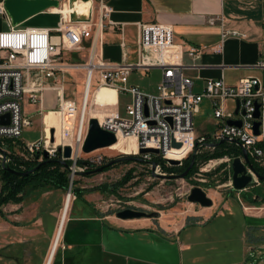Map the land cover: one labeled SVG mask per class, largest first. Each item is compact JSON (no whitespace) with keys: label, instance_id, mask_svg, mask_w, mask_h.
Here are the masks:
<instances>
[{"label":"built area","instance_id":"2783aa9c","mask_svg":"<svg viewBox=\"0 0 264 264\" xmlns=\"http://www.w3.org/2000/svg\"><path fill=\"white\" fill-rule=\"evenodd\" d=\"M6 0H0V18L8 22L9 27L0 32V117L9 114V124L0 123V166L10 168L21 158L27 161H44L47 151L50 159L55 160L58 148L72 147L73 166L77 168V158L86 139L91 117L86 112L90 107L93 83L98 78V88L109 87L117 93L130 96L125 116L118 112L101 111L102 118H96L102 129L112 132L120 140H132L137 150L124 153L120 149H109L125 155L140 156L142 163L149 165L156 173L163 170L168 160L180 161V165L199 148L214 150L222 144L240 149V158L245 163L243 151L251 162L264 163V84L257 77L242 79L237 85L230 86L223 79H208L201 93L193 91V81L184 76V66L179 63L183 50L175 44L172 26L163 23L139 25L137 61L128 63L127 53L124 62L111 63L98 53L104 30L113 23L109 20L112 8L106 0H92L91 14L76 19L75 15L57 13L60 20L56 27L14 26L5 6ZM74 0L60 2L62 8L71 6ZM63 3V4H62ZM53 12V9L49 10ZM97 12V22L95 23ZM94 26L97 31L94 32ZM234 36L238 33L234 32ZM228 36L223 34V39ZM92 38L91 56L86 65L87 82L83 97V107L76 102L65 101L63 97L58 106L62 124H69L66 139L57 143V130L50 133L44 126L43 136L39 141L21 146L16 150L26 129L34 126V119L24 110V104H41L43 92L49 88L63 90L62 86H49L47 82L56 78L59 71L69 70L62 62L63 51L73 52L80 49L84 40ZM121 47L125 50L124 39ZM216 52H222L218 46ZM187 56L193 61L192 67H198L202 51L189 47ZM256 67L264 70V59ZM162 71L161 82L156 94L145 93L138 86L128 84L129 77L135 71ZM34 77V78H33ZM36 77V78H35ZM204 100L211 102L212 116L216 120V130L208 135L196 136L194 121ZM239 102V105L237 104ZM258 106V108H257ZM42 109L38 112L42 114ZM259 112V116L255 114ZM240 122V126L229 122ZM258 126V134L255 125ZM54 130V142L51 131ZM173 141L181 148L173 147ZM128 147V146H126ZM140 149H155L158 155L140 154ZM155 156L162 163L154 167ZM176 156L178 159H172ZM106 157L96 156L90 161L94 167L105 163ZM214 161L211 160V163ZM77 173V171H74ZM69 197L71 192H69Z\"/></svg>","mask_w":264,"mask_h":264},{"label":"crops","instance_id":"0c3cea01","mask_svg":"<svg viewBox=\"0 0 264 264\" xmlns=\"http://www.w3.org/2000/svg\"><path fill=\"white\" fill-rule=\"evenodd\" d=\"M106 2L112 8L109 20L113 25H109L104 30L102 42L98 45V53L106 61L122 63L124 53H127L126 61L135 63L139 25L163 23L172 26L174 30L175 44L183 50L179 63L184 66V76L193 81L195 93L203 91L208 79H223L228 85L235 86L242 79L257 77L264 84V70L256 67L258 61L264 59V0H106ZM64 7L45 13L50 16H57V13L61 12L70 13L72 17L75 15L76 19H82L91 14L92 4L87 0H74L69 8L63 9ZM59 20L55 24L33 27L54 28ZM234 32L238 35L234 36ZM224 33L228 34L225 39L222 37ZM123 39L126 44L125 50L121 47ZM90 41L92 47V38ZM218 46H222V52H216ZM132 47L136 48L135 52H132ZM189 47H196L202 51L201 58L197 62L198 67H192L193 61L186 54ZM78 50L73 52L78 53ZM151 72L152 70L146 74ZM86 82L87 71L81 107H83ZM47 84L62 86L63 90L47 88L42 94L41 104L28 103L30 108L32 106L34 109L31 111L29 108L25 112L33 116L34 125L42 122L43 131L44 126L48 133L51 128H56L57 143H61L62 136L68 139L70 126L61 123L60 115L57 113L58 106L62 97L65 101H72L68 99L76 97L69 92L64 83L56 82L51 85L48 81ZM94 84L98 88L97 77ZM91 92L92 102L86 109L89 116L102 118L101 111H115L122 115V94L110 90H104L100 95H98L99 91L91 90ZM205 101L211 105L209 100H204L203 103ZM25 105L27 103L24 104V110ZM41 109L42 114H39ZM170 158L178 159L176 156ZM52 192L44 193L51 194L41 199L35 215L26 217L19 210L13 217L16 224L15 241L0 247V260L30 264L42 244L45 248L42 257L39 256V260L41 259L39 264H47L59 232L61 224L59 215L63 207V201H57L55 206L59 209L53 212V204H49L46 200L54 194ZM91 195L93 194L86 197ZM96 198L100 199L99 196ZM85 200L86 215L78 218H73L74 209L71 204L68 220L66 217L63 223L65 226L53 261L60 249L62 253L60 264H174L172 261L181 264L184 262L182 254L192 252V244L177 243L173 240L184 233L188 224L180 228H168L163 225L158 226L148 218L122 220L94 205L90 199ZM254 200L256 202L243 205V215L251 221H259L264 218V201H257L256 198ZM24 201L9 204L20 205ZM201 208L191 215L193 220L199 223L218 216L232 218L235 216V211L228 206L226 200L219 205L213 204L212 207ZM0 216L6 223L7 217L3 212ZM53 221V232L48 238L46 226ZM73 221L89 224L91 227L83 229L82 233L76 229L77 232L69 234L70 223ZM261 228L256 224L248 226L251 231H260Z\"/></svg>","mask_w":264,"mask_h":264},{"label":"rangeland","instance_id":"374dc122","mask_svg":"<svg viewBox=\"0 0 264 264\" xmlns=\"http://www.w3.org/2000/svg\"><path fill=\"white\" fill-rule=\"evenodd\" d=\"M59 18V15L50 16L46 13H42L32 17L21 26H47L55 24ZM94 22H97V12ZM8 27V22L0 18V32ZM96 31L97 27L94 26V32ZM90 40L91 37L84 40L78 53L67 51H63L62 53V62L65 63L66 66H69L70 69L76 70L59 71L56 78L49 80V84L51 85L56 82L57 84L64 83L69 92L77 98L68 100L77 102L79 108H81L82 93L86 79L85 68L91 56L92 47ZM135 51L136 48L132 47V52ZM134 57L135 56H133V58ZM161 72L160 69H154L149 74L135 71L129 77V85L138 86L145 93L156 94L157 88L161 82ZM96 88L97 86L94 84L92 90L94 91ZM130 101L129 95H122V116H125V109ZM29 108L30 106L27 103V105H25V111H28ZM33 109L34 107L31 106L30 110L32 111ZM41 118L40 116L39 119ZM194 128L195 135L198 137L211 134L216 130V120L212 116V109L209 102L205 101L200 106V111L195 116ZM42 136L43 124L40 121L33 127L24 131L21 140L15 144L16 150L20 151L22 149L21 146L39 141ZM109 149H120L124 153H128L131 149L137 150V146L132 140H120ZM109 149H100L90 154H85L80 150L77 160L87 162L96 156H103L107 159H115L118 162L114 168L100 174H85L86 168L78 166L77 168L73 167L68 190L53 189L51 191H53L52 193L54 194L46 199L49 204H53V212H57L59 209L58 206H55V203L57 204V201H63V207L59 215L60 217L62 216L66 200L69 197V192H71L70 209L71 204L74 209H72V212H74L72 215L73 218L86 215L85 212L87 209L85 199H90L94 205L101 207V209H104L113 216H116L117 212L124 209H135L150 213L159 212L161 215L160 218L151 219V221L158 226L163 225L168 228H180L188 224L181 236L173 238L177 243L185 242L193 246L192 252L182 254L184 262L181 264H264V218L259 221H251L243 215V205L256 202L254 198H256L257 201H264V182H256L244 192H238L233 189L232 162L235 158L240 156L238 151L239 148L226 144L222 147L219 145L214 150L199 148L196 154L202 157L197 163L196 172L189 178H180L181 174L179 173L181 172L178 169L179 166H171L164 163L163 165L166 167H175L178 171L174 173L170 171L164 172L163 169L159 173H156L155 170L145 163L139 161L127 163L123 161L122 159L131 156ZM217 152H222V155L217 158L213 157ZM211 160L214 162L211 163ZM19 162L22 163L20 167L23 168L25 167L24 163H34L38 161H27L21 158L17 163ZM17 163H15V165H17ZM260 166L264 169V163ZM0 168L2 167L0 166ZM74 171H77V173H74ZM129 172H132V178L127 183L122 184L124 177L127 176ZM171 176H176V178H171ZM2 184L3 180L0 174V190ZM75 185L80 191H83V189H92L94 187H103L104 190L91 193L93 195L89 197H86L89 194H85L83 199L75 201L76 196L73 193ZM109 187H112V189H109ZM194 187H200L205 190L208 197L212 199L214 205H219L222 201L226 200L228 206L235 211V216L233 218L218 216L203 223L194 221L191 215L195 211L198 212L202 209L201 206L192 204L188 201V195ZM47 191L28 187L24 192V203L20 205L9 204L4 208L3 214L7 217L5 219L7 222L4 223L5 221L0 216V247L15 241L14 232L16 229L14 227L16 224L13 221V217L18 211L21 210L20 213L23 212L26 217L35 215V211L38 209L41 199L51 194H44ZM98 196L100 199L96 198ZM73 222L70 223L69 231L66 230L69 234L77 231L82 233L84 232L83 229L85 230L91 227L89 224L84 225L79 222ZM53 223L54 221L46 226L48 238L53 232ZM251 224L260 225L262 228L260 231H251L248 229V226H251ZM76 229L79 230L75 231ZM39 247H41V249L39 248L38 252L35 254L36 257L33 256L30 264H39L41 260H39V256L42 257L43 249L45 248L42 244H40ZM61 255L60 249L55 260L53 261L54 258H52L50 264H60ZM172 263L177 264L175 261H172ZM0 264H20V262L1 259Z\"/></svg>","mask_w":264,"mask_h":264},{"label":"water","instance_id":"95a60500","mask_svg":"<svg viewBox=\"0 0 264 264\" xmlns=\"http://www.w3.org/2000/svg\"><path fill=\"white\" fill-rule=\"evenodd\" d=\"M6 9L8 11L9 16L11 17L12 23L14 26L22 25L24 22L28 21L32 17L48 12L51 9L59 8L60 1L59 0H6L5 2ZM239 105V102L237 103ZM258 108V106H257ZM256 117L259 116V112L255 114ZM10 115H4L0 117L1 124H9ZM230 125L240 126V122L230 121ZM258 126L257 123L255 125V132L258 134ZM52 134V142H54V130L51 131ZM117 143V138L114 133L106 131L101 128L98 119L91 118L89 121L88 132L86 139L82 146V151L85 154H90L100 149H107L112 147ZM173 147L181 148L182 145L173 141ZM58 152L63 155L61 160H52L50 159V155L47 151H44L43 157L44 161L40 163L38 166H44L46 164L59 162L62 165H67V161L72 159V147L65 146L64 148H58ZM140 154L152 153L155 155L159 154L158 150L155 149H140ZM245 163L242 162L240 157H237L232 162V186L235 191L244 192L254 183L262 181L264 182V176L259 174L246 151H243ZM123 160V159H122ZM118 162L115 160L107 164L106 166H111L113 163ZM168 163L171 166H179L181 163L177 160H168ZM86 164V162H85ZM157 163H154V167ZM194 166V160L191 165L186 169V171L180 175V178H185L188 176L190 170ZM8 171L12 173L27 176L29 173H21L10 168H6ZM104 167H100L93 171L85 172V174H100L103 173ZM171 178H176V176H171ZM188 201L192 204L200 205L201 207L208 208L213 206V201L210 197H208L205 190L200 187H194L190 194L188 195ZM159 212H147L135 209H124L116 213V217L122 220H133V219H157L160 218Z\"/></svg>","mask_w":264,"mask_h":264},{"label":"trees","instance_id":"16d2710c","mask_svg":"<svg viewBox=\"0 0 264 264\" xmlns=\"http://www.w3.org/2000/svg\"><path fill=\"white\" fill-rule=\"evenodd\" d=\"M224 146V144L221 145V147ZM241 154L240 149L238 150ZM238 153V152H237ZM239 154V155H240ZM222 155V152H217L213 157L217 158ZM131 157L123 159V161L127 163H132L133 161H139L142 162V159L140 156H134L130 155ZM202 156H199L196 153H193L190 155L183 163L185 164L184 168L181 170V172H184L192 163L194 160V166L191 169L189 175L187 178L191 177L197 170V163L199 162V159ZM55 160H61V155L58 154L57 159ZM115 159H107L105 163L99 167H94L92 164H90L88 161L85 164V161L78 160L77 166L86 168L85 172L93 171L95 169H98L100 167H104L103 172H107L114 168V166L117 164V162L113 163L111 166H106L107 164L114 162ZM155 162L156 163H162V160L159 156H155ZM25 167H20L22 165L21 162L17 163V165H12L10 169L15 170L17 172L21 173H29L27 176H21L15 173H12L11 171H8L6 168H0V174L1 178L3 180V184L0 190V214L3 212V207L6 206L9 203H21L25 200L24 198V192L28 187H32L33 189H39L42 191L47 190H53V189H61V190H68L69 183H70V175H71V167L73 166V162L71 160L67 161V165H62L59 162L46 164L44 166H41L38 168L40 163L34 162V163H24ZM253 166L255 170L264 176V169L257 163L253 162ZM164 172L170 171L172 173L176 172L177 169L175 167L168 168L165 165H163ZM132 178V172H129L127 176L124 177L122 184L127 183ZM76 184V183H74ZM73 193L76 196V200L83 199L84 195L96 193L99 191L104 190L103 187H94L92 189H83V191H80L79 188H76V185L74 186ZM109 189H112V187H109ZM255 201V200H254Z\"/></svg>","mask_w":264,"mask_h":264},{"label":"bare ground","instance_id":"6f19581e","mask_svg":"<svg viewBox=\"0 0 264 264\" xmlns=\"http://www.w3.org/2000/svg\"><path fill=\"white\" fill-rule=\"evenodd\" d=\"M85 1V0H84ZM89 2H91V4L93 5V2L92 0H87ZM70 6L68 4H66V6L63 8V9H67L69 8ZM55 9H59V8H54L53 10ZM104 90H110V91H114V92H117L116 89H112V88H109V87H101V88H97L96 91H99L98 92V95H100ZM70 203H71V196L67 198L66 200V203H65V206H64V210H63V214L61 216V224H60V228H59V232H58V235L54 241V244H53V247H52V250H51V253H50V256H49V261L47 262V264H50V261L51 259L53 258L57 248H58V245H59V239H60V233L62 231V227H63V223L65 222V218L67 217L68 215V212H69V209H70Z\"/></svg>","mask_w":264,"mask_h":264},{"label":"flooded vegetation","instance_id":"af4514ba","mask_svg":"<svg viewBox=\"0 0 264 264\" xmlns=\"http://www.w3.org/2000/svg\"><path fill=\"white\" fill-rule=\"evenodd\" d=\"M184 166H185V164L183 163L182 165H179V171L181 172V170L184 168ZM178 169H177V171H178ZM90 171V170H89ZM186 171V170H185ZM184 171V172H185ZM191 171V170H190ZM184 172H181V173H179V174H182V173H184ZM190 173V172H189ZM189 175V174H188Z\"/></svg>","mask_w":264,"mask_h":264}]
</instances>
